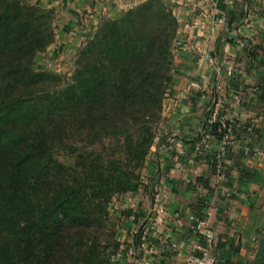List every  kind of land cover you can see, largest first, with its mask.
<instances>
[{"label":"trees","instance_id":"trees-1","mask_svg":"<svg viewBox=\"0 0 264 264\" xmlns=\"http://www.w3.org/2000/svg\"><path fill=\"white\" fill-rule=\"evenodd\" d=\"M155 11L148 36L130 35V13L107 21L63 77L35 68L53 39V10L0 0V264H109L101 246L108 203L140 187L173 86L170 45L179 23L165 4ZM207 129L218 140L226 131L220 122ZM62 147L67 162L57 157ZM217 151L205 157L210 174ZM196 182L208 186V176ZM122 213L138 221L136 212ZM148 232L142 224L133 237ZM260 251L264 258V245Z\"/></svg>","mask_w":264,"mask_h":264},{"label":"crops","instance_id":"crops-1","mask_svg":"<svg viewBox=\"0 0 264 264\" xmlns=\"http://www.w3.org/2000/svg\"><path fill=\"white\" fill-rule=\"evenodd\" d=\"M29 1L55 11L54 42L36 57V64L47 69L45 59L49 55L55 61H68L103 18L119 15L132 0ZM164 1L179 23L176 43L187 49L180 51L175 62H188L186 75L194 82L200 80L195 76L198 62L204 67L196 71L197 75H207L209 83L220 77L211 62L200 61L205 50L214 61H225L232 55L238 65L232 76L225 71L222 74L223 96L218 92L222 99L215 105L209 103L215 91L211 88L206 93L200 90L198 98L193 90L187 100L177 98L183 104L177 105L172 99L177 107L172 106L168 113L171 118L166 121L171 124L172 138L157 147L151 183L138 194L142 199L139 226L143 224L149 232L139 241L130 231L124 232L128 260L134 264H185L187 253L201 243L192 217L203 213L214 232L217 263L241 264L245 251L239 242L254 237L264 225V0ZM174 69L177 71L178 66ZM179 90L175 88L176 96ZM198 102L201 107L197 105L194 112ZM206 109H211L207 113L210 124L222 125L223 120L235 117L233 139L223 157L221 173L210 174L205 159L220 146L218 138L208 131L202 135L201 111ZM206 136L207 147L201 141ZM201 175L208 176V186L196 182ZM160 207L165 208L163 213H159ZM130 218V227L138 223L133 215ZM111 220L119 226L126 218L118 215Z\"/></svg>","mask_w":264,"mask_h":264},{"label":"rangeland","instance_id":"rangeland-1","mask_svg":"<svg viewBox=\"0 0 264 264\" xmlns=\"http://www.w3.org/2000/svg\"><path fill=\"white\" fill-rule=\"evenodd\" d=\"M28 2L32 3L31 1L27 0ZM160 4H165V6L167 7L168 10H171L172 14L174 15L172 9L169 7L168 3L165 2L164 0H132L128 3V5L125 7L124 10H122V12L117 15V16H113V17H106L103 18L99 25L95 28V30L88 35V38L82 42V44H80V46L77 48L75 54H74V50H72V55L70 58H68V61H55L52 60L50 57V55L48 56V59H45V64L47 65V71L51 72L53 74H57V75H61L63 77H70L75 69L76 63L79 59L80 53L83 49H85L88 44H90V42L95 41L96 36L99 32L100 27L107 23V21L109 20H116L119 19L121 17L126 16L127 14L130 15V17L132 18L131 20L133 21L132 27H131V31H130V35L132 37H138L140 33L145 32L148 36L150 30H152L153 28H156V24L158 23V20H156V7ZM151 6L150 10H148L147 12L145 11L146 7ZM46 8V7H43ZM49 9V8H46ZM51 9V8H50ZM54 11V9H52ZM55 12V11H54ZM175 16V15H174ZM176 17V16H175ZM55 19V13L53 14V18H51L52 21V25ZM179 25V24H178ZM129 26V23H127L125 25ZM53 29H55L53 27ZM126 31L127 30H123ZM54 33L55 30H53V39L50 42V44L42 51V53L46 52L49 47L52 45V43L54 42ZM174 38L171 42L170 45V53H171V58H172V65L173 67L175 65L178 66V70L175 71V69L173 68V86L171 89H167L166 94H165V98L163 100V104H162V109H161V120L160 122L157 124L156 128H155V136L154 139L152 141V144L150 145L148 152L144 158V161L142 163V167L140 169V180H141V185L138 188L137 191L135 192H122L119 194H115L110 202L108 203V215H109V221L111 222V225H113L111 218H117L118 215H122L123 211H127L129 212V210H131L133 213L136 212L139 215L138 218V223L136 224H132L133 226H129V227H123L122 225L113 227L109 224V229H107V231H105V233L103 234V236H101V243H102V250L104 253H106L109 256V264H134L132 262L129 263L128 260V255L126 253V236L124 232H128L130 231V234L133 236L134 233L139 230L140 226L139 224L142 223V209L140 208L141 206V196L139 197L138 194L141 193V191H145V189L147 190V186L150 185V181L152 179V174L154 173V170L157 167V147L159 146V144L162 142L163 144L167 143L168 140H170V138H172V128L170 127V123H166V121H168L167 119H170L171 116L168 115L170 109L173 107H177L173 100L176 101L177 105L179 104H183V101L181 100H177V98H181L183 100H187L186 97L192 92H194L193 89V85L192 82H194L195 79H191V75H186L187 72V68L186 65L188 62H186L185 60L179 62L176 61V57L178 54H180L183 51H186V46H180L179 44H177L176 42L179 41L178 39V27L176 26L175 28V32H174ZM145 43H146V39H145ZM148 44V43H147ZM95 48H100L99 45H97ZM57 49V48H56ZM98 49H96L97 51ZM181 51V52H180ZM41 53V52H40ZM39 54V53H38ZM232 55H229L228 57H226L225 61H223V59L220 60H216L214 61V56H213V61H211V67L212 69L217 73L220 72V77H215V79L213 80V92H211V97L209 98V103L214 104L216 102H218V100L222 99L221 95L223 96V79L221 78L226 69V63L228 62V60L231 59ZM100 56H96L94 57L93 60H98ZM214 62V63H213ZM39 63H40V59H39ZM205 63H210V62H205ZM195 69L196 71L198 69H202L204 67L203 64H196L195 65ZM209 67V66H208ZM36 69H42L43 70V65L40 64H36L35 66ZM189 70V69H188ZM195 71V76H197L198 78H200V80L197 82H194L195 84H197V86L195 88L199 87V92L200 90H202L203 93H206V89L207 84L208 83V79L207 75L205 76H200L197 75ZM214 72V73H215ZM206 77V78H205ZM175 88H180L179 92L180 94L178 96L175 95ZM191 91V92H190ZM197 92V91H196ZM218 92L221 94L219 95ZM222 92V93H221ZM195 94V93H193ZM191 98V97H190ZM214 102V103H213ZM196 106L192 109H194V112L198 111V108L200 109V103L198 102V104H195ZM199 107H198V106ZM181 106V105H180ZM183 107V106H181ZM198 107V108H197ZM211 109H206L203 110V112L201 111V114H203V122L201 121V125H203L202 128V135H205L206 131L208 130L207 128H209L210 125V121H208V117H209V111ZM211 114V113H210ZM232 118L235 121V117L232 116ZM210 120V119H209ZM206 122V124H205ZM218 133V132H217ZM203 139L201 141H204V137H202ZM203 145V144H202ZM201 146V143L200 145ZM200 150V149H199ZM57 157L60 161H64L67 162V156H68V149L67 148H60L57 149L56 151ZM163 210L165 211V208H163ZM161 213V212H159ZM128 219V221H126V224L128 222H130ZM132 223V222H131ZM125 224V225H126ZM107 236H104L106 235ZM243 244V250L245 251V254L242 258L241 264H264V258L261 255V247L264 245V225L260 226L257 230V234L254 235V237L248 239V240H241L239 242V244Z\"/></svg>","mask_w":264,"mask_h":264},{"label":"built area","instance_id":"built-area-1","mask_svg":"<svg viewBox=\"0 0 264 264\" xmlns=\"http://www.w3.org/2000/svg\"><path fill=\"white\" fill-rule=\"evenodd\" d=\"M239 1V0H235ZM200 61L211 62L213 60V56L205 50L200 53ZM237 62L231 58L226 63L225 73L226 75L232 76L235 71V67L237 66ZM194 91H198V88H195L197 84L192 83ZM223 124L221 125L226 129L225 133L221 137L220 146L216 154V169L217 173H221L223 171V157L225 155L226 149L228 145L231 143L233 137V128L235 126L234 120L232 117L223 120ZM208 136L205 137L204 145L207 147ZM164 207L158 208L159 212L163 213ZM193 219V227L194 230L198 232L201 236V243L198 244L193 251L187 253L185 256V264H218L217 256L215 253V236L213 230L209 227L207 220L205 217H199L197 215L192 217ZM145 233V231L143 232Z\"/></svg>","mask_w":264,"mask_h":264}]
</instances>
